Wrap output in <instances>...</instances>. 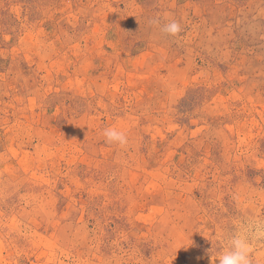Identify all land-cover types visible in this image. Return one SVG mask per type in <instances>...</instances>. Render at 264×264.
I'll list each match as a JSON object with an SVG mask.
<instances>
[{
	"label": "rangeland",
	"instance_id": "obj_1",
	"mask_svg": "<svg viewBox=\"0 0 264 264\" xmlns=\"http://www.w3.org/2000/svg\"><path fill=\"white\" fill-rule=\"evenodd\" d=\"M251 218L264 0H0V264H213Z\"/></svg>",
	"mask_w": 264,
	"mask_h": 264
},
{
	"label": "clouds",
	"instance_id": "obj_2",
	"mask_svg": "<svg viewBox=\"0 0 264 264\" xmlns=\"http://www.w3.org/2000/svg\"><path fill=\"white\" fill-rule=\"evenodd\" d=\"M153 25H159V19L151 21ZM160 31L176 37L183 31L182 25L176 20H170L160 27ZM103 136L107 143L117 144L121 147L126 146L129 142L128 136L124 131L109 127L103 130ZM264 239V219L251 218L239 223L235 230L226 238L221 240V253L212 261L216 264H252L251 252L252 241Z\"/></svg>",
	"mask_w": 264,
	"mask_h": 264
}]
</instances>
